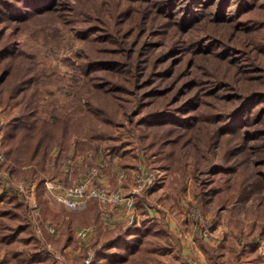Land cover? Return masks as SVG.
<instances>
[{
  "label": "rangeland",
  "instance_id": "rangeland-1",
  "mask_svg": "<svg viewBox=\"0 0 264 264\" xmlns=\"http://www.w3.org/2000/svg\"><path fill=\"white\" fill-rule=\"evenodd\" d=\"M25 104L154 164L226 249L264 240V0H0V143Z\"/></svg>",
  "mask_w": 264,
  "mask_h": 264
},
{
  "label": "trees",
  "instance_id": "trees-1",
  "mask_svg": "<svg viewBox=\"0 0 264 264\" xmlns=\"http://www.w3.org/2000/svg\"><path fill=\"white\" fill-rule=\"evenodd\" d=\"M16 104L20 105L21 102L18 101ZM27 107L28 105L25 104L22 112L18 116H14L12 122L6 126L7 130L0 143L6 160L0 168L13 171L20 176L36 178L37 199L44 206L42 218H45L50 214L48 209L46 210L43 196L45 180L58 177L65 183L68 181L66 173H62L57 167L48 166L51 151L56 148L59 161H66L68 150L72 145L78 153L84 154L87 151L95 153L102 149L98 144L101 137L93 131L92 127L87 129L86 126L76 124L78 128L71 125L66 119L59 120L57 114H52L49 119H41L35 111H25ZM75 133L79 137L76 136L72 140ZM81 133L82 135H80ZM110 153L125 156L124 153L118 154L114 150ZM88 163L91 165L90 162ZM27 165L30 166L29 172L22 169ZM153 167L156 168L154 164L150 165V170ZM155 168L153 169L155 170ZM185 174L186 172L183 174V172L176 171L174 177L171 178L172 190L178 193L177 196H184L190 190V186L184 182ZM179 180L181 181L180 186L174 189ZM161 181L163 183L165 179ZM160 186L157 185L154 188ZM192 192L199 205L205 208V196L197 190ZM0 201H2L0 204V240L8 245L7 253L0 260V264H52L46 255L36 250L37 238L27 221L28 213L24 204L14 196L7 195H0ZM97 202V200L91 199L82 209L74 211L61 209L55 213L54 218L61 221L58 226L60 238L56 241L57 245L64 246L74 243L77 225H92L95 227V235L90 243L92 256L89 264H133L136 260L149 256L152 252L170 250L165 244H160L161 240L167 236L163 225L160 221L154 220H152L153 224L147 225L146 221L150 219L146 214L141 217V225L133 224L124 229L120 227L111 230L102 229L98 217ZM137 205L140 211L145 213L143 197L137 200ZM253 236L251 234L244 240L242 237L237 238L238 246L229 244L228 250L222 245L216 248L200 245L209 260L215 264H221L223 262L222 255H227L228 260L231 258L235 260L247 247L254 251L258 250ZM18 245L20 248H17ZM86 255L85 253L84 256ZM217 257L220 260H217ZM233 263L234 261L230 262V264Z\"/></svg>",
  "mask_w": 264,
  "mask_h": 264
},
{
  "label": "crops",
  "instance_id": "crops-1",
  "mask_svg": "<svg viewBox=\"0 0 264 264\" xmlns=\"http://www.w3.org/2000/svg\"><path fill=\"white\" fill-rule=\"evenodd\" d=\"M91 165H89V163ZM49 167L59 168L62 173H66L67 182H63L58 177L49 178L55 182H60L63 185H70L75 182L84 180L92 167L98 166L99 168V183L107 186L110 190L119 192L123 200L116 204H101L97 202L98 217L101 222V228L104 230H111L117 227L126 228L130 225H141V217L146 214L150 220L161 222L163 228L167 232L165 239L161 240L165 246L169 247L168 251L152 252L149 256L136 260L133 264H188V257H192L197 262L204 264H215L209 260L203 251L200 244L208 247L216 248L220 245L226 247L227 240L217 238H203L198 231V227L190 222L186 215V210L183 207L185 201L177 199L174 201L172 197L167 194V190L162 185L154 188L150 184L149 179H153V173L146 160L139 159L135 156H121L112 154L110 152L99 149L93 153L87 151L84 154L78 153L72 145L68 150V158L66 161H59L57 157V150L54 148L51 151ZM22 169L29 172L30 166H23ZM16 178L27 179L33 182L34 191L31 196V208L27 205V221L30 223L33 233L37 238L38 252L46 255L52 264H81L82 258L91 249V239L95 235V230L92 225L83 226L77 225L75 229V242L59 246L56 241L60 238V231L58 226L61 221L54 218L55 213L61 209L67 211H74L65 208L60 204L55 197L46 189L43 196L45 200L46 210L50 212L45 218H42L43 205L38 202L36 191V178L30 176H20L11 171ZM140 174L147 183L139 186L135 179V175ZM46 179V180H49ZM45 180V181H46ZM57 191V190H56ZM143 197L145 199L144 211L141 212L137 200ZM189 195H186L187 199ZM180 200V201H179ZM2 201H0V204ZM26 204V202H24ZM40 221V224H39ZM52 226L54 232H49L48 227ZM89 227L91 233L85 241H80L76 237L77 230ZM38 229L43 234L39 237ZM43 242L50 244V248H46ZM84 244V245H81ZM235 245L238 242L235 239ZM17 248H20L19 245ZM227 248V247H226ZM229 248V246H228ZM8 245L0 240V260L7 253ZM92 250V249H91ZM228 250V249H226ZM83 253V254H82ZM63 260H59V259ZM215 259V258H214ZM223 262L221 264H264V257L259 254V250H252L247 247L245 251L241 252L236 260L231 258L228 260L227 255H222ZM221 259V260H222ZM217 260H220L217 257Z\"/></svg>",
  "mask_w": 264,
  "mask_h": 264
},
{
  "label": "built area",
  "instance_id": "built-area-1",
  "mask_svg": "<svg viewBox=\"0 0 264 264\" xmlns=\"http://www.w3.org/2000/svg\"><path fill=\"white\" fill-rule=\"evenodd\" d=\"M4 153L0 147V163L5 162ZM135 179L139 186H142L147 181L140 174L135 175ZM150 184L153 185V179H149ZM0 188L1 190H11L16 192L17 196L31 208V196L33 195V182L27 179H17L13 173L6 169L0 168ZM46 189L55 197V199L69 210H79L85 207L87 202L91 199L97 200L101 204L116 205L123 200L119 192L110 190L107 186L99 183L98 166H94L89 171L88 176L81 181L70 185H63L54 180L45 181ZM57 190V191H56ZM33 210V208H31ZM187 218L190 222L198 227V231L203 238H210L211 230L210 224L206 219L204 213L197 207H191L187 211ZM49 232H54L52 226L48 227ZM91 228L84 227L76 232L78 240L85 241L91 233ZM39 237L43 234L38 229ZM46 248H50V244L43 242ZM261 256L264 257V240L258 246ZM86 256L83 257L81 264H89L92 250L87 249ZM188 264H199L192 257H188Z\"/></svg>",
  "mask_w": 264,
  "mask_h": 264
}]
</instances>
